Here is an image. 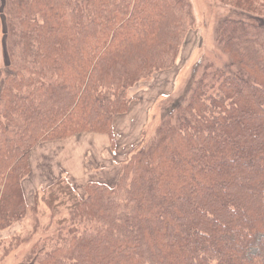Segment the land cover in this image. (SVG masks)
<instances>
[{
  "label": "trees",
  "instance_id": "obj_1",
  "mask_svg": "<svg viewBox=\"0 0 264 264\" xmlns=\"http://www.w3.org/2000/svg\"><path fill=\"white\" fill-rule=\"evenodd\" d=\"M220 2L251 16L220 23L229 65L204 73L148 142L141 131L118 145L134 90L176 65L190 2L0 0V235L37 210L23 184L40 145L96 134L125 148L111 184L46 186L59 217L26 264H264V0Z\"/></svg>",
  "mask_w": 264,
  "mask_h": 264
},
{
  "label": "rangeland",
  "instance_id": "obj_2",
  "mask_svg": "<svg viewBox=\"0 0 264 264\" xmlns=\"http://www.w3.org/2000/svg\"><path fill=\"white\" fill-rule=\"evenodd\" d=\"M188 1L191 5L193 26L187 31L179 57L176 60V65L172 70L167 71L169 73H160L156 77H153L148 83H142L137 90H134V93L139 96L143 94V98L141 99L143 106L140 110L142 117L146 112V105H152L153 103V105H155V107L146 114L147 121L142 130L144 132L142 143L148 142L160 120L172 112L180 100H185L189 96L193 85L204 73L208 74L213 70L224 68L226 65H229V61H227L226 57L221 53L217 43L218 28L221 21L224 19L251 20L249 14L231 8L227 4L221 3L220 0ZM261 20L264 23V17ZM1 57L2 48L0 33V58ZM148 88H151L152 91L146 92V96L145 93H141L144 92L143 89L146 90ZM161 95L162 98H159ZM164 95H168V97ZM155 99H157L156 102L154 101ZM125 124V122H118L117 128L120 132L122 128L126 129ZM141 133L138 126H135L133 135H128V137L123 135V139H119L117 143L118 145H128L130 143L137 145ZM98 136L99 135L96 134H85L75 137L74 139L72 138L71 140L67 139L68 141L60 144H43L31 153L30 177L23 184V189L30 205L32 204V197L34 194L38 196L39 204L35 212H27L26 219L21 222V224L15 225L10 231L0 235L4 236V242L0 244V264H26L23 261V257L30 244L41 236L52 235V233H54L56 219L59 215L56 218H51L53 212L44 202L43 191L46 186L54 184L56 180L64 176L60 166V157L64 149H66L65 153H67L69 157L66 158L67 162L74 172H77L79 169L78 162L77 165L72 164L75 160L74 156L82 152V157L86 159L83 161V179H80V177V180L70 181L67 178L72 188L78 189L80 196L83 195L81 186H83L88 178L92 180L94 177L98 176L96 172L101 169L106 171L101 172L97 178L105 179V181L110 184L115 180L118 167L113 166L112 169H109L110 166L107 165L109 161H104V158L94 153L92 148H89V150L87 148V143L90 141L88 137H92L91 141L93 142L96 141L95 139H97L96 137ZM124 138L129 140H124ZM135 140L137 141L134 142ZM115 155L113 160H124L125 148L119 146ZM105 158L108 157L105 156ZM109 160H111V158ZM100 162H102L101 166H99ZM103 164L106 165H104L105 169L102 166ZM104 173H107L105 177ZM62 178L65 179L64 177ZM58 211L61 216L66 215L63 207H58ZM35 221L37 226L36 230H34ZM49 223H52V225L49 226L48 230H45ZM15 237H19L20 244L18 246H11L10 250L5 252V247L11 244L10 241L14 240Z\"/></svg>",
  "mask_w": 264,
  "mask_h": 264
},
{
  "label": "crops",
  "instance_id": "obj_3",
  "mask_svg": "<svg viewBox=\"0 0 264 264\" xmlns=\"http://www.w3.org/2000/svg\"><path fill=\"white\" fill-rule=\"evenodd\" d=\"M165 73H169V72H165ZM144 91H150V89L149 90H144ZM155 102L157 101V99H155L154 100ZM154 104V103H153ZM142 106H143V104L140 102L139 104H137V103H133L132 105H131V107H130V110H129V112H128V114H126V116H124V117H122V118H117V119H115L114 120V136H115V138H116V142L117 141H119V139H123V135H125L126 137H128V135L130 136V135H133L134 134V132H135V126H138V129H139V131H142L143 130V128H144V126H145V124H146V121H147V117H146V114L148 113V112H145V114H144V116L142 117V114H141V112H140V110L142 109ZM147 107L145 108V110L147 111L152 105H146ZM155 107V105H153L152 106V108H151V110L153 109ZM118 122H120V123H123V122H125L126 124H125V127H126V129H121V132L119 131V129L117 128V126H118ZM85 135V134H84ZM79 136H81V135H79ZM89 136H91V135H89ZM76 137H78V136H76ZM75 137H73V139H74ZM89 138V142L87 143V148H88V150H89V148H92V151L94 152V153H96L99 157H102V158H104V161H109V163H107V165H109L110 167H109V169H112L113 168V166H116V167H118V162L120 161V160H118V161H115V160H113V158H114V153H112L111 151H110V148H109V141H108V138L107 137H104L103 135H99L98 137H96L97 139H95L96 141H91V138L92 137H88ZM72 138H70V139H68V140H71ZM68 140H64V141H61V142H56V144H60V143H64V142H66V141H68ZM124 140H129V139H125L124 138ZM138 140V139H137ZM137 140H135L134 142H136ZM131 144V143H130ZM65 150L66 149H64L63 151H62V153H61V157H60V161H61V169H62V173H63V175L64 176H62V177H64L65 178V180L69 183V180L71 181H77V179H79L80 177V179H83V177H84V170H83V168H84V165H83V161H85L86 159H84V157H82V152H79L78 153V155H75L74 156V158H75V160H74V162L72 163V164H74V165H77V162H78V166H79V169H78V171L77 172H74V170L71 168V166H70V164L67 162V159L66 158H69L68 157V155H67V153H65ZM84 154V153H83ZM85 155V154H84ZM105 156L106 157H108V158H105ZM111 158V160H109L110 158ZM83 158V159H82ZM57 161H58V159H57ZM58 163H59V161H58ZM60 164V163H59ZM101 164H102V162H100L99 163V166H101ZM105 164H103L102 166L104 167V169H105V166H104ZM106 170H99V171H97L96 173H98V176H99V174L101 173V172H105ZM117 173H118V171H117ZM107 175V173H104V177ZM98 176H96V177H94L92 180H90L89 178H88V180L83 184V186L87 183V182H89V181H99V182H104V183H106V184H109V183H107V181H105V179H99V178H97ZM103 177V178H104ZM116 177H117V174H116V176H115V180H116ZM69 180H68V179ZM79 179V180H80ZM114 180V181H115ZM113 181V182H114ZM112 182V183H113ZM71 185V184H70ZM83 186H81L82 188H83ZM74 189H76L77 191H78V189L77 188H74ZM79 189H80V187H79ZM82 191V190H81Z\"/></svg>",
  "mask_w": 264,
  "mask_h": 264
}]
</instances>
